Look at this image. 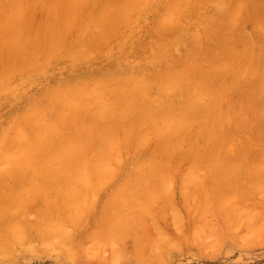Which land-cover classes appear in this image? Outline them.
I'll list each match as a JSON object with an SVG mask.
<instances>
[{
    "label": "rangeland",
    "instance_id": "1",
    "mask_svg": "<svg viewBox=\"0 0 264 264\" xmlns=\"http://www.w3.org/2000/svg\"><path fill=\"white\" fill-rule=\"evenodd\" d=\"M173 1L0 0V150L8 151L0 159V230L15 215L33 234L52 202L64 207L65 165L82 153L108 156L115 146L112 150L119 151L86 213L89 229L94 217L108 213L118 185L131 177H166L163 187L153 188L156 213L148 214L137 231L144 251L136 253L129 237V248L118 257L113 246L95 245L102 241L99 233L73 251L55 247L56 237L43 248L30 238L0 251V264H264V0H217L222 7H214L216 0L212 7L207 0H190L191 14L176 18ZM132 2L133 10L127 8ZM181 3L178 9L184 11L187 2ZM129 11L132 21L125 27L120 23H126ZM205 12L210 21L200 18ZM169 15L182 24L170 23ZM231 16L237 17L233 33ZM179 29L188 32L174 41L177 46L163 42L171 46L165 50L160 39L169 40L166 35L172 38ZM229 35L237 36L238 45L253 38L255 51L234 48ZM152 53L163 57L153 61ZM143 75L146 84L133 81ZM201 85L206 91L203 107L197 108L191 94ZM78 87L87 88L85 104L75 97ZM91 90L107 93L102 98L111 102L102 116L94 113ZM173 91L178 92L175 102L170 101ZM171 115L187 122L171 126ZM137 191L144 196V190ZM207 200L212 209L197 214L198 203ZM155 238L157 256H151Z\"/></svg>",
    "mask_w": 264,
    "mask_h": 264
},
{
    "label": "bare ground",
    "instance_id": "2",
    "mask_svg": "<svg viewBox=\"0 0 264 264\" xmlns=\"http://www.w3.org/2000/svg\"><path fill=\"white\" fill-rule=\"evenodd\" d=\"M134 1V0H133ZM141 1V0H140ZM145 1V0H144ZM149 1V0H148ZM182 0H180V2L178 0H174L173 3L171 4L170 6V10H174L173 13L176 14L177 12V15H174V17L176 18V16H180V15H185V14H191V11H193V8L194 6H189V2L190 0H186L187 4L184 6V11L182 8V3H181ZM195 1V0H194ZM193 1V3L195 4V2ZM205 1V0H204ZM212 0H207V2L205 3H210V7L211 4L214 5V1L213 3L211 2ZM239 3H241L240 0H238ZM237 1V2H238ZM136 2V0H135ZM143 2V0H142ZM185 2V1H184ZM217 4L214 6V7H218V6H221L218 1L216 0ZM139 4V1L137 2ZM135 4V3H134ZM133 2L131 4H129L127 6V8L129 9H132L131 7L134 6ZM137 4V5H138ZM142 3H140L139 5H141ZM143 4L145 5V3L143 2ZM198 4V3H197ZM200 4V3H199ZM206 4V5H207ZM133 5V6H132ZM136 5V4H135ZM138 5V7H139ZM143 5V6H144ZM175 6L177 9H175ZM181 5V6H179ZM241 5V4H240ZM239 5V6H240ZM198 6V5H197ZM200 6V5H199ZM205 6V5H204ZM237 6V9L240 10L238 4L236 5ZM242 6V5H241ZM136 7V6H135ZM155 7V6H154ZM169 7V6H168ZM179 7H181L180 9H178ZM209 7V8H210ZM222 7V6H221ZM198 8V7H197ZM236 8V7H234ZM233 8V9H234ZM141 9L138 8V9H134V11L132 13L135 12V10H139ZM168 9V8H167ZM188 9V12H186L185 10ZM196 9V8H195ZM202 8H200L199 10H201ZM203 9H206V8H203ZM133 10V9H132ZM151 10V9H150ZM170 10H167V11H170ZM198 10V9H197ZM198 10V11H199ZM213 10H217L216 9H213ZM235 10V9H234ZM196 11V10H195ZM196 11V12H198ZM236 11V10H235ZM186 12V13H185ZM202 12V10H201ZM237 12V11H236ZM131 11H129V16H128V13H127V17H123V21H125L126 23H120V24H123V26L127 27L128 24H130V22L132 21V19H129L130 18V14H132ZM166 14V13H165ZM164 14V15H165ZM169 14V13H168ZM167 14V15H168ZM172 14V13H171ZM202 14V13H201ZM204 14V13H203ZM202 14V17H200V15H195L197 16L198 18H205V15H206V12L205 14L203 15ZM233 15H236V13H232ZM231 14V15H232ZM188 15V16H189ZM210 15V14H209ZM209 15H206L207 16V19L208 21H210V18H208ZM135 16V15H134ZM187 16V15H186ZM184 16V17H186ZM183 17V18H184ZM190 17V16H189ZM187 17V19L189 18ZM195 18L194 17V20H197V24H199L200 22H202V20H199L198 21V18ZM211 17V16H210ZM236 17V16H235ZM235 17L234 16H231L230 17V24H231V32L233 33V29L232 27H235L237 26V22H236V25L233 26V24L235 23ZM137 18V17H136ZM169 19V22L172 23L174 20H172L173 18H170V15L169 17H167ZM182 18V17H181ZM127 19V20H126ZM168 19H167V25H170V23H168ZM190 19V18H189ZM237 19V17H236ZM130 20V22H128ZM140 20V19H139ZM166 20V19H165ZM164 20V21H165ZM172 20V22H171ZM178 20V23L180 22L179 21V17H177V19L175 20V23L176 21ZM186 20V19H185ZM193 21V18L191 19ZM213 19H211L212 21ZM88 21V20H87ZM87 21H86V24H87ZM190 21V20H188ZM208 21H205V22H208ZM122 22V21H121ZM142 22V21H141ZM213 22V21H212ZM144 23V22H143ZM191 23L190 22V26H191ZM204 23V22H202ZM119 24V26H120ZM127 24V25H125ZM174 24V23H173ZM180 25L182 24L181 22L179 23ZM193 24V23H192ZM147 25V23H146ZM184 26V25H183ZM194 26V24H193ZM196 26V24H195ZM130 27V26H129ZM128 27V28H129ZM171 27V26H170ZM181 27V26H180ZM141 28V27H140ZM82 29V28H81ZM86 29V28H85ZM123 30H125L126 28L122 27L120 28ZM175 29V28H174ZM185 29H188V26H186ZM83 30V29H82ZM116 31L118 30L119 31V28L117 27V29H115ZM114 30V34L116 35L115 38H117V34L120 33V31L117 33L115 32ZM173 30V28H172ZM177 30V28H176ZM180 30V29H179ZM183 30V29H182ZM189 30V29H188ZM187 30V32H188ZM80 31V30H79ZM169 31V30H168ZM167 31V32H168ZM135 32V31H134ZM187 33L186 30H183V31H179V33L176 31V36L175 34L173 35L174 37H170L169 35H166L167 38L169 40H166L163 39L160 41H162V43H160V41L157 44L160 43L161 46H165L166 43H168L169 45L170 44H173L174 45V41H176L177 39H179V35L181 33ZM117 33V34H116ZM190 33V32H189ZM188 33V34H189ZM231 33V35H232ZM122 34V32L120 33V35ZM167 34V33H166ZM78 35V34H77ZM82 36L84 35V33L82 32L81 34ZM135 35V34H134ZM158 35V33L156 34ZM163 35V34H162ZM161 35V37H162ZM229 35V40H230V43L231 45L234 47V48H242L244 47V49H246L248 52H250L251 54L255 51V45L253 43V38H251V40H247L244 45L243 43H241V45H238L236 42H237V36H233L236 38V40L234 38H232V36ZM82 36L79 38V40L82 38ZM160 36V35H159ZM164 36V35H163ZM169 36V37H168ZM114 37V35L112 36ZM159 37V38H161ZM184 37V36H183ZM250 37V36H249ZM156 38V37H155ZM154 38V41L156 40ZM135 39V38H134ZM243 39V38H242ZM130 40H131V37H130ZM159 40V39H158ZM156 40V42L158 41ZM182 37H181V41H182ZM241 39H239L240 41ZM81 41V40H80ZM180 41V40H179ZM242 41V40H241ZM128 42V41H127ZM126 42V43H127ZM131 42V41H130ZM165 44H164V43ZM179 43V42H177ZM154 44V43H153ZM164 44V45H163ZM84 45V44H82ZM105 45V44H104ZM126 45V44H125ZM155 45V44H154ZM159 45V46H160ZM167 45V46H169ZM172 45V46H173ZM177 46V44H175ZM174 45V46H175ZM160 46V47H161ZM167 46H165L167 48ZM173 46V47H174ZM68 47V46H67ZM83 46H81L80 44V48H82ZM158 47V48H160ZM162 48L163 50L165 49ZM59 48V47H58ZM57 49V51L59 52L60 49ZM86 48V47H84ZM82 48V49H84ZM157 48V49H158ZM169 48L171 49V46H169ZM119 49V48H117ZM161 49V50H162ZM81 50V49H80ZM80 50H78L80 52ZM88 50V49H87ZM122 50V49H120ZM162 50L161 53L165 52V50H168L169 49H165L164 51ZM55 51V50H54ZM56 51V52H57ZM71 51V49H70ZM77 49L75 50L74 49V53L75 52H78ZM123 51V50H122ZM154 51V50H153ZM83 53L85 52L86 53V50L84 49L82 51ZM81 54V56L83 57V54ZM92 52V51H90ZM88 51V53H90ZM156 52V51H155ZM153 52V53H155ZM73 53V55H74ZM87 53V54H88ZM118 53V51H117ZM122 53V52H121ZM125 53V51H124ZM153 53L151 54V56L153 55ZM158 54V52H156ZM159 53H160V49H159ZM70 54V53H69ZM72 54V53H71ZM78 54V55H79ZM85 55V56H89V55ZM91 54H94V53H91ZM90 54V56H91ZM105 54H107V52H105ZM110 54V52L108 53V55ZM112 54V53H111ZM111 54L108 57H111ZM165 54H168V52H166ZM78 55L76 56L78 58ZM101 55V54H100ZM156 55V54H154ZM41 56V55H40ZM65 56H69V55H65ZM93 56V55H92ZM102 56V55H101ZM103 56H105L103 54ZM118 56V55H117ZM116 56V57H117ZM121 56V54L119 55V57ZM125 56V55H124ZM163 57L162 54H160L159 56H155L157 57V59H159L160 57ZM165 56V55H164ZM153 57V56H152ZM155 57L151 58L153 59V61H157L155 59ZM159 57V58H158ZM70 58V57H69ZM77 58H71V59H74L76 60ZM88 58V57H86ZM105 58V57H104ZM115 58V57H114ZM125 58V57H124ZM92 59V58H91ZM113 59V58H111ZM155 59V60H154ZM74 60H71L72 62ZM79 60V59H78ZM77 60V61H78ZM110 60V59H109ZM87 61V60H86ZM84 61V62H86ZM75 62V61H74ZM79 63V62H78ZM99 63V62H98ZM175 64V63H174ZM134 67V66H133ZM76 70V69H75ZM110 72V71H109ZM17 77V76H16ZM81 77V76H79ZM135 78V77H134ZM132 79V78H131ZM145 79V75L143 76H140V77H137L135 78L133 81L134 82H140V83H144L146 84V82H144L143 80ZM131 82V81H130ZM98 83V82H97ZM101 84V83H100ZM186 84V83H185ZM79 84H77L76 86H78ZM84 86V84H82ZM98 85V84H96ZM155 85V84H154ZM153 85V86H154ZM72 87V85H69ZM86 86V85H85ZM90 86L89 85L87 88L84 87L82 88V91L77 93L79 90L76 89L75 91V95L77 93V95L75 96L76 99H78V103L80 104H85L83 102H85V99L87 98L86 96V91H85V95H83L82 93L83 90H90ZM93 86V84H92ZM101 85H99V87H101ZM107 86V85H106ZM106 86H102L106 88ZM113 86V85H112ZM67 87V86H66ZM65 87V88H66ZM262 87V90L264 92V85L262 84L261 85ZM94 88V87H93ZM101 88V89H102ZM104 88V89H105ZM69 90V87L67 88ZM75 89V86L74 88H72V90ZM100 89V88H99ZM98 89V90H99ZM100 89V90H101ZM115 89V87H114ZM145 90L147 88H144ZM149 89V88H148ZM78 90V91H77ZM97 89H95L96 91ZM111 89H109L110 91ZM194 90V89H193ZM63 91V89H62ZM103 91V90H102ZM108 91V89H107ZM172 92L171 89H165V92ZM206 91V89L204 88L203 85L199 86V88H195V91L193 92V94H191L192 98H193V102L195 104V106L197 108L199 107H203V103L201 101V96H203L204 92ZM94 92V91H93ZM106 92V91H105ZM133 92V91H132ZM177 92V91H176ZM173 93L171 94L170 96V101L171 102H175V100L177 99L176 95L177 93ZM89 93L91 94L92 93V90L89 91ZM62 94V93H61ZM80 94V95H79ZM134 94V93H132ZM137 94V93H136ZM164 94V93H163ZM93 97H94V107H96L95 109V115L99 116V115H103L106 110V108H108V106L110 107L111 106V102L109 99H106L107 97V93L104 94L103 92V95H106L104 97V100L102 98V94L101 92H95V94H91ZM186 95V94H185ZM86 96V98L84 99V97ZM89 96V95H88ZM164 96V95H162ZM184 96V95H183ZM90 97V96H89ZM92 97V98H93ZM141 98V97H140ZM164 98V97H163ZM89 99V98H88ZM87 99V100H88ZM185 100V99H184ZM183 100V101H184ZM39 101V100H38ZM89 101V100H88ZM182 101V102H183ZM50 103V102H49ZM90 104V103H89ZM10 112V111H9ZM215 113V112H214ZM217 113V112H216ZM220 113V112H219ZM207 115V114H206ZM218 115V114H217ZM221 115V113H220ZM170 122L168 124H170L171 126H177V127H180V126H183L187 120L186 118L184 117H179V118H174L172 115L170 117ZM221 126L224 125V123H221L220 124ZM226 125V124H225ZM47 127V126H46ZM19 133H22L20 130H17ZM23 131V130H22ZM21 137V136H20ZM3 142V141H2ZM1 146H3V144L1 143ZM118 147V146H117ZM3 149V148H2ZM110 149V150H109ZM109 152H108V156H100V155H89L88 153H82L80 156H77L78 158L75 159V162H73V164H67L65 165L66 168H68L66 170V175H64V177L66 176V179H65V189L67 190V193H68V197L67 199L65 200V204L64 207L61 206L60 204H57V203H51V205L49 206V208L47 209V213L46 215H44L43 217H41L39 219L38 222H36L34 225H33V228H34V232L33 234H28L26 231H24L23 229V222H22V219L19 218V216H12L9 220V218L7 219V224L5 225L4 227V230L1 231L0 230V251L2 250H8L11 248L12 245H16L18 242H21L22 240H26V239H30V238H34V239H37V242L42 245L41 247L43 248V245H45L47 242H51V238H54L56 237L57 241L55 242V239H53V245L57 248H63V249H66V250H70V251H73V250H77V249H80V245L81 243H84L83 240L87 239V236H93L95 233H99L101 234L102 236V241H98V243H95V245L97 244L98 246H100L99 242H101V244L103 246L105 245H109V246H113L114 247V252H115V255L116 256H123L125 254V252L127 251V248H129V241L127 238L129 237H132L133 238V245L135 247H137V249H133L135 250L136 253L138 252H141V251H144L143 250V246H141V241L139 240L138 236H137V231H138V228L139 226L142 224V222L144 221V218L148 215V214H151L152 216L156 213V210L157 209H154V205L155 203H157V190L160 189L161 187L164 186V181H165V176L164 175H161V174H156L155 176H153V179H151L150 177L148 176H145V177H141L142 179L139 180V181H136L137 179H135V177H131L127 180L126 184H120L117 186L116 188V191L114 192V194L111 196V199L108 201L107 203V207H109L108 209V213L103 215V216H97V217H94V220H95V224L93 227H91L89 229V227H86V225H88L89 223V216H87L86 213H88V209L92 208V203H93V195L97 192L96 190L99 189V183L101 181L104 180L105 176H107V174H111L110 171L111 169L114 167V163L117 162H114V160L116 158H118V154H119V151H113L112 149H117L116 146L115 147H109ZM83 150V149H81ZM84 152V151H82ZM8 154V151L5 152V150H0V159L4 158V156ZM21 159L22 160V163L25 165L24 162H26L27 160V156L25 157H22ZM20 159V160H21ZM21 163V164H22ZM23 166V165H22ZM74 168V169H73ZM68 171V172H67ZM108 174V175H109ZM102 176V177H101ZM196 176L195 172L193 174H191L189 176V179H193L194 177ZM197 176L199 177V175L197 174ZM107 178V177H106ZM262 178V177H261ZM261 178L259 180H261ZM7 179V178H6ZM140 179V178H138ZM255 180V179H254ZM262 181V180H261ZM260 181V182H261ZM255 182H258L255 180ZM263 183V181H262ZM258 185V184H256ZM260 185V184H259ZM254 186V185H253ZM261 186V185H260ZM157 187V189H155V191L153 190V188ZM56 188V186H55ZM140 189L141 191L144 190V196H140V192L137 191V189ZM249 188V187H248ZM254 188V187H253ZM252 188V189H253ZM258 188L255 187V189ZM260 188V187H259ZM257 190V189H256ZM248 191V190H247ZM253 191V190H252ZM251 192V191H250ZM254 192V191H253ZM252 193V192H251ZM31 194V193H30ZM228 194V193H227ZM246 194V192H245ZM226 192L225 194H223V198L226 199V203L228 202L229 200V197H227L228 195H226ZM232 195V194H231ZM250 195V194H249ZM253 195V194H252ZM228 199V200H227ZM231 199V198H230ZM211 201V200H210ZM230 201V200H229ZM232 201V200H231ZM206 202H209L208 200L205 201V202H200L198 203L197 207L198 208V211L199 213L197 214H200L202 215V213H204L205 210H208V209H212V207L210 205H212L210 202L209 204H207ZM236 202V201H234ZM233 202V203H234ZM224 203V202H223ZM232 203V204H233ZM239 203V202H238ZM242 203H243V200H242ZM242 203H240V205L242 206ZM244 204V203H243ZM225 206V204H223ZM230 205V203L228 204ZM236 206L237 204H233V206ZM218 204L216 205H213V207H217ZM227 207V206H225ZM229 207V206H228ZM240 207V206H239ZM245 207V206H243ZM232 206L230 208V210H232ZM238 208V206H237ZM235 208V210L237 209ZM244 209V208H243ZM240 210H242L240 208ZM234 211V210H233ZM238 210H236V213ZM246 211V210H244ZM207 212V211H206ZM233 215L234 212H231ZM248 213V212H247ZM246 213V215H247ZM239 214V213H238ZM242 214V213H240ZM239 214V215H240ZM11 215V213H10ZM201 215H199V219H202L201 218ZM235 215V214H234ZM233 215V218H236L234 217ZM249 215V214H248ZM229 216V214H228ZM227 216V218H228ZM231 217V216H229ZM231 217L232 220H237V219H233ZM244 218V216H243ZM93 219V218H92ZM225 219V218H224ZM230 218L227 219V221L231 220ZM24 220V219H23ZM226 221V220H225ZM233 222V221H231ZM230 222V223H231ZM229 223V224H230ZM22 224V225H21ZM225 224V223H224ZM226 225H228V222L226 223ZM229 226V225H228ZM227 226V227H228ZM86 227V228H85ZM6 228V229H5ZM89 229V230H88ZM201 232V235H203L202 231ZM199 234V231L196 233V235ZM27 235V236H26ZM140 235V234H139ZM218 235V234H217ZM220 235V234H219ZM95 236V235H94ZM157 236H160V233L157 234ZM199 236V235H198ZM222 236V235H221ZM85 238V239H84ZM98 238V237H97ZM197 238H200L197 237ZM100 237H99V240H101ZM158 240V238H155L152 240V253H151V256L155 255L157 256V251L154 250L155 247H156V241ZM83 241V242H82ZM131 243V244H132ZM53 245H51L53 247ZM84 244H82L81 246V250L79 251H82V248H85L86 246L83 247ZM13 247V246H12ZM46 247V246H45ZM48 247H50L48 245ZM102 247V246H101ZM51 248V247H50ZM47 249V248H45ZM97 249V248H96ZM88 250V249H87ZM99 250V248L97 249ZM154 250V251H153ZM161 250V249H160ZM85 251V250H84ZM89 251V250H88ZM100 251V250H99ZM102 251V249H101ZM112 251V250H111ZM134 252V253H135ZM161 252V251H160ZM160 252H158L159 254H161ZM81 253V252H80ZM83 253V251H82ZM85 253V252H84ZM88 253V252H87ZM91 253V252H89ZM163 254V253H162ZM86 255V254H85ZM90 255V254H89ZM140 255V254H139ZM92 256H93V253H92ZM114 257V255H113ZM155 258V257H154ZM158 258V257H157ZM156 258V260H157ZM120 260V258H119ZM155 259H151V261H153ZM155 260V261H156Z\"/></svg>",
    "mask_w": 264,
    "mask_h": 264
}]
</instances>
